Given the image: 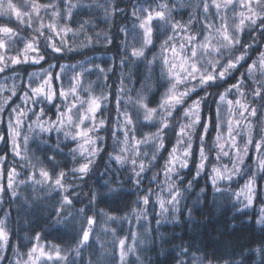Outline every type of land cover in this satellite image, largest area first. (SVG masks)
Listing matches in <instances>:
<instances>
[{
    "label": "snow or ice",
    "instance_id": "6c2138e0",
    "mask_svg": "<svg viewBox=\"0 0 264 264\" xmlns=\"http://www.w3.org/2000/svg\"><path fill=\"white\" fill-rule=\"evenodd\" d=\"M181 6L169 3V0H161L156 7L147 5L133 9V30L128 35H131L134 43L129 45L128 55L136 60L145 58L146 49L154 44V33H162L164 39L161 43L160 56L154 57L148 63L153 64L157 59L159 60V79L164 82L161 86L165 90L155 107L149 106L150 102L144 95L137 94L135 100L129 97V102L135 108L134 113L129 112L127 108L122 110L117 99V121L115 126L109 129L118 148L110 158L120 166L130 165L137 185L140 184L146 167L151 166V163L157 160L159 153L165 149L164 136L167 134L165 130L171 128L176 135V144L169 152L163 168L169 196L167 199L157 196L161 210L158 215L167 213L168 206H171L173 211L177 210L183 193L173 177L182 178L179 176L180 170L188 167V160L192 155L193 137L196 136L198 127L202 132L197 137L200 141V163L197 165L196 175H200L208 162L205 138L210 126L217 132L214 141L216 161L228 157L231 163V167L227 164L212 166L211 179L215 191L227 192V188L220 187V182L230 184L235 176L242 174V165L250 146H254L256 152L261 154L258 159V170L264 172V71L259 75L254 73L256 69H264V53L260 54L258 62L247 66L246 73H241L236 83L218 94L216 122L213 123L212 118L209 117L206 122L201 123L202 105L209 95L207 89L212 85L221 87V82L226 81L233 72L243 66V62H246L252 45L243 42L245 32L249 35L257 32L264 38V0H196L195 4L187 3V7L194 9L190 12L187 21L175 18L174 12ZM83 7H91V5L83 3V0H75V2L74 0H43V2L21 0L19 4L14 0H0V17L5 18L9 23L14 18L17 25V27L0 25V73L16 71L17 66L20 65L41 64L46 60L49 49L52 53L64 52L69 33L73 36L77 33L84 34L87 41L84 46L87 47L92 42V37L86 35L89 21L80 22L77 29L72 27L73 11ZM104 11L106 15L113 14L107 7H104ZM154 21L156 23H153ZM28 29L31 32L23 35L22 33ZM96 35L99 37V33ZM57 40L61 42L59 45L56 43ZM67 50L75 49L67 47ZM55 67L57 65L49 63V69ZM63 70L61 66V72ZM99 71L103 72L104 69L101 68ZM81 75H74L67 89L55 87V81L60 80L61 77L54 75L50 70L43 71L39 75H31L25 89H21L22 96L18 97L24 107L21 105L11 107L12 97H17L15 87L10 89L0 87V92L5 90L10 92L3 103H0V113L10 107L11 113L14 114L10 115L7 125L8 140L12 144L13 154L21 159H26V156L21 155V145L18 140L21 137L20 129L24 126L22 118H28L29 112L36 116L34 123L41 133L53 131L63 133L65 140L76 142V147L70 148L69 154L74 164L69 171L74 179L82 180L91 171L95 158L103 150L98 143L103 140V136L99 133L101 129L108 128V123L106 119L98 118L97 113L101 112L108 96L103 93L95 95L87 89L85 90L88 92L87 97L82 98L79 92L82 84ZM36 80H39V83H35ZM246 81L251 83L246 84ZM121 83L123 84V81ZM200 90H203L205 95L191 99L193 93L199 96ZM120 91L122 92L123 88ZM57 96L64 101V104L57 108L55 121L41 119L45 114L44 108L41 107L39 112H36L34 107H29V104L51 103ZM190 99L191 103H188ZM224 112L227 113L226 116L223 115ZM138 124L141 127L151 125L156 130L141 133L138 138ZM28 127L29 131H34L31 125ZM119 134H122V139ZM238 137L243 140V147L240 146ZM4 140L5 137L0 135V141ZM28 141L29 136L24 135L25 152ZM141 145H151V160L147 165L141 157L148 156L149 153L142 151ZM56 149L60 150L59 143L56 144ZM78 158L79 162L76 163ZM3 159L4 157H0V161ZM47 160L53 168L46 166L39 157H36L35 163L29 160L34 169L31 173V182L40 185L41 189L57 192L60 200L56 206V216L60 217L61 213L70 216L74 202L69 186L65 182L69 172L62 168L57 170L55 154L48 156ZM16 175L18 173L15 169L9 172V189L13 188V178ZM37 175L39 179L36 178ZM155 179L156 176H153V180ZM255 179V175L250 174L244 187L234 193L236 200L242 205L237 209L238 211L243 212L253 205L256 195ZM188 186L191 187V182H188ZM0 191H3L2 187ZM115 191L110 189V192ZM15 195L13 189V196ZM151 195L152 190L149 189L141 196L143 205L147 206L150 203ZM95 202L96 193H93L90 203ZM143 211V209L140 212L133 210L137 220L141 218ZM77 215L83 217V223L74 247L64 250L59 245H51L50 248H46L39 243L40 235L36 234L34 239L37 243L24 254L26 258H18L16 264H48V262L75 264V260L69 259L71 253H75V257L79 258L82 256V250L90 247L94 226L97 223L95 215H87L85 208L78 209ZM104 216L107 221L117 219L107 213H104ZM157 223L159 224L160 221L157 220ZM256 224L264 227V207L260 209ZM105 231L109 229L106 228ZM110 231L116 238L120 264H125L126 257L136 252L137 233L131 234L132 244L129 245L128 237H116L115 229ZM8 240L6 221L0 220V250L7 248ZM187 251L188 249H184V252ZM257 251L264 253V248ZM17 254L20 256L19 253ZM81 264H83L82 260ZM88 264H93L91 259ZM180 264H183V261ZM190 264H213V260L207 257L202 259L194 257ZM216 264L220 262L216 261ZM223 264H233V262L224 260Z\"/></svg>",
    "mask_w": 264,
    "mask_h": 264
},
{
    "label": "trees",
    "instance_id": "16d2710c",
    "mask_svg": "<svg viewBox=\"0 0 264 264\" xmlns=\"http://www.w3.org/2000/svg\"><path fill=\"white\" fill-rule=\"evenodd\" d=\"M160 2L161 0H84L83 3L90 4L91 7L77 8L73 11L72 27L77 29L80 22L89 21L86 35L92 37V42L87 47L84 46L87 42L84 34L77 33L73 36L69 33L66 37L67 47L74 48V51H68L65 47L64 52L57 54L49 49L46 60L41 64L20 65L17 66L16 71L0 73V87L4 89L15 87L17 91V97H12L11 107L16 105L24 107L18 97L22 96L21 89H25L29 77L49 70L61 77L60 80L55 81L57 89L61 87L67 89L72 77L82 74V84L79 89L82 98L87 97L88 92L85 91L87 89H90L92 94L103 93L108 96L101 112L97 113L98 118H104L108 123V128L101 129L99 133L103 136V140L98 143L103 150L95 158L91 171L82 180L74 179L69 171L74 164L69 154L70 148H75L76 142L65 140L63 133L55 131L41 133L34 123L36 116L29 112L24 125H31L34 131L29 135L27 152L24 148L21 150V155L26 156V159H21L13 154L12 144L8 140L7 123L10 115L14 114L11 113L10 107L0 113V121H2L0 135L5 137L4 141H0V157H4L0 161L3 189L0 194V220L6 221V229L9 233L7 248L0 250V257H3L0 259V264H16L18 258H26L24 254L37 243L34 239L36 234L40 235V244L59 245L64 250L74 247L83 223V217L77 215L80 208H85L89 216L95 215L97 223L94 226L90 247L82 250V256L79 258L75 257V253H71L69 259L75 260V264H81V260L83 264H88L89 259L93 264H120L119 249L111 229H115L116 237H128L129 245L132 244L131 234L137 233L136 252L126 257L125 264H180L181 261L183 264H190L194 257L211 258L213 264H216V261L223 264L224 260H229L233 264H264V253L257 251L264 248V227L256 224L260 209L264 207L263 195L260 197L264 172L260 171V175H257L256 197L250 208L243 212L238 211L237 209L242 205L234 196L250 174L256 173L254 146L248 149L247 159L242 165V174L229 185H220L221 188H227V192H217L213 187L211 168L219 162L215 159L216 150L210 152L206 144L208 162L200 175H196L197 165L200 163V144L197 148L194 146V140L197 141L198 135L202 132L198 127L196 136L193 137L192 155L188 167L180 170L179 176L182 178L174 177L183 193L182 198L177 210L173 211L171 206H168L169 211L163 215H158L161 210L157 196L161 187L165 193L163 198L167 199L169 196L165 185L161 183L164 163L177 140L173 130L171 128L165 130L167 133L164 136L165 149L159 153L157 160L153 161L151 166L146 167L139 185L135 183L130 165L120 166L110 158L115 151H118L116 141L109 131L117 121V99L122 110L127 108L129 112L134 113L135 108L129 102V97L135 100L137 94L144 95L150 102L149 106L155 107L165 90L161 86L164 82L159 79V60L157 59L153 64L148 63L154 57L160 56L161 43L164 39L162 33H154V44L146 49L145 58L136 60L128 55L129 45L134 43L131 35H128L133 30V9L147 5L156 7ZM169 3L182 5L174 15L176 19L187 21L190 12L194 11L187 7V3L195 4L196 0H169ZM104 7L113 14L106 15ZM2 24L17 27L14 18L9 23L5 18L0 17V25ZM29 32L30 29L22 34L27 35ZM109 40L110 43L107 42ZM243 42L252 45L246 62H243V66L233 72L226 81L221 82V87L212 85L207 89L209 95L202 105L201 123L206 122L209 117L212 118L213 123L216 122L218 94L236 83L241 73H246L247 66L258 62L260 54L264 53V38L259 33L252 32L249 35L245 32ZM56 43L59 45L61 42L57 40ZM49 63L57 67L49 69ZM61 66L64 68L63 72ZM101 68L104 69L103 72L99 71ZM254 73L260 74L257 70H254ZM35 83H39V80ZM248 83L251 81H246V84ZM121 88H123L122 92ZM9 95L10 92L7 90L0 92V103H3ZM204 95L205 92L200 90L199 96L193 93L191 99H198ZM69 99L71 100L72 97L70 96ZM191 99L188 103H191ZM63 104L64 101L57 96L51 103L29 104V107H34L36 112H39L41 107L44 108L45 114L41 119L55 121L57 108L62 107ZM137 127L138 138L141 133L156 130L151 125L141 127L138 124ZM216 133L215 128L210 126L205 138V141L213 147ZM119 135L122 139V134ZM237 139L242 147L243 140L240 137ZM57 143L60 144V150L56 149ZM141 150L149 153L148 156L141 157L147 165L151 160V145H141ZM54 154L57 170L62 168L69 172L65 182L69 186L74 202L70 216L66 213H61L60 217L56 216L55 210L60 200L57 192L41 189L40 185L31 182V173L34 169L29 160L35 163L36 157H39L51 169L53 165L47 157ZM222 159L224 163L231 164L229 158L222 157ZM78 162L79 158L76 163ZM12 169H15L18 175L13 178V188L9 189L8 175ZM153 176H156L155 180ZM36 178L39 179V176L37 175ZM188 182H191V187L188 186ZM110 189L116 191L110 192ZM149 189L152 190V195L150 203L145 206L140 198ZM93 193H96L94 204L90 203ZM134 209L136 212L144 210L139 220L133 212ZM104 213L117 219L107 221ZM157 220L160 221L159 224ZM106 228L109 231H105ZM184 249L188 251L184 252Z\"/></svg>",
    "mask_w": 264,
    "mask_h": 264
},
{
    "label": "rangeland",
    "instance_id": "374dc122",
    "mask_svg": "<svg viewBox=\"0 0 264 264\" xmlns=\"http://www.w3.org/2000/svg\"><path fill=\"white\" fill-rule=\"evenodd\" d=\"M84 1V0H83ZM15 3H17V4H19L20 2H21V0H18L17 2H16V0L14 1ZM259 73L261 72V71H264V69H256ZM223 115L224 116H226L227 115V113L226 112H224L223 113ZM22 119H24V122H25V118H22ZM7 125H8V123H7ZM29 124L28 125H24L21 129H20V132H21V137L19 138V140H18V142L20 143V145H21V150L24 148L23 147V136L24 135H30L31 134V132L32 131H29ZM217 134V133H216ZM217 136V135H216ZM216 136H215V138H216ZM29 138H30V136H29ZM214 141H215V139H214ZM199 144H200V141H199V139L196 141V140H194V146H197V148L199 147ZM205 144H206V148L210 151V149H211V151L210 152H213L215 149H214V147L210 144V143H208V142H206L205 141ZM241 144V143H240ZM193 145V144H192ZM242 147H243V145H242ZM213 150V151H212ZM206 153V152H205ZM247 156H248V153H247ZM246 156V157H247ZM254 161L256 162V173H255V178H257V175L259 174L260 175V171L258 170V159L261 157V154L260 153H257L256 152V150H255V153H254ZM245 157V159H247ZM158 158V157H157ZM253 158V157H252ZM227 159H228V157H227ZM244 159V160H245ZM161 162V161H160ZM188 162H189V160H188ZM221 164H227L226 162L224 163V161H223V159H221L220 161H219V164L217 163L216 164V166H220ZM229 167H231V164H227ZM164 168V167H163ZM237 178V176H235L234 178H233V180H235ZM173 179H174V177H173ZM167 180V178L165 177V175H164V173H163V181H162V185H165V189H167V183L165 182ZM175 180V179H174ZM2 177L0 176V187H2L1 185H2ZM256 182H257V180L255 179V184H256ZM246 183V182H245ZM221 184H224V185H229L227 182H224V181H221L220 182V185ZM244 185L245 184H243V185H241L240 186V188L236 191V192H239L240 191V189H242L243 187H244ZM255 189H256V185H255ZM167 191V190H166ZM1 192L2 191H0V194H1ZM165 193L163 192V190H162V187L159 189V194H158V196H161V197H164L163 195H164ZM169 194V193H168ZM263 195V201H264V182H263V184H262V186H261V190H260V197ZM255 197H256V195H255ZM243 199V197H241V200ZM254 202V201H253ZM41 245H43V246H45L46 248H50L51 246H49V245H47V244H41ZM48 264H52V262H48ZM57 264H59V262H57Z\"/></svg>",
    "mask_w": 264,
    "mask_h": 264
}]
</instances>
